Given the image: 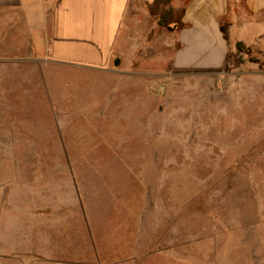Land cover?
<instances>
[{
    "label": "rangeland",
    "instance_id": "rangeland-1",
    "mask_svg": "<svg viewBox=\"0 0 264 264\" xmlns=\"http://www.w3.org/2000/svg\"><path fill=\"white\" fill-rule=\"evenodd\" d=\"M161 37L106 71L3 43L0 264H264V52L178 70Z\"/></svg>",
    "mask_w": 264,
    "mask_h": 264
},
{
    "label": "crops",
    "instance_id": "crops-1",
    "mask_svg": "<svg viewBox=\"0 0 264 264\" xmlns=\"http://www.w3.org/2000/svg\"><path fill=\"white\" fill-rule=\"evenodd\" d=\"M154 1L0 0V48L16 39L7 48L21 50L26 59L104 71L147 45L144 40L152 44L162 35L163 60L172 69H224L238 42L264 52V0H173L174 9H183L180 31L158 25L149 11ZM2 140L0 148H11L6 135ZM11 162L0 159V165ZM248 225L251 252L262 256L254 259L264 262V210Z\"/></svg>",
    "mask_w": 264,
    "mask_h": 264
},
{
    "label": "trees",
    "instance_id": "trees-1",
    "mask_svg": "<svg viewBox=\"0 0 264 264\" xmlns=\"http://www.w3.org/2000/svg\"><path fill=\"white\" fill-rule=\"evenodd\" d=\"M173 0H155L153 4L149 6L150 14L157 18L158 25L171 30L180 31L184 28L182 23L183 9H174L171 6ZM228 23H224L221 26L224 38L229 41ZM238 54H243L245 51H249L244 43L238 42L236 45Z\"/></svg>",
    "mask_w": 264,
    "mask_h": 264
},
{
    "label": "water",
    "instance_id": "water-1",
    "mask_svg": "<svg viewBox=\"0 0 264 264\" xmlns=\"http://www.w3.org/2000/svg\"><path fill=\"white\" fill-rule=\"evenodd\" d=\"M114 65L115 66H119L120 65V60L119 59H116L115 62H114Z\"/></svg>",
    "mask_w": 264,
    "mask_h": 264
}]
</instances>
